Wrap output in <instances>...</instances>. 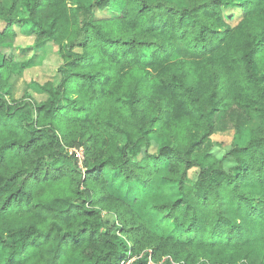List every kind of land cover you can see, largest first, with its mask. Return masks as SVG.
<instances>
[{
	"label": "trees",
	"instance_id": "1",
	"mask_svg": "<svg viewBox=\"0 0 264 264\" xmlns=\"http://www.w3.org/2000/svg\"><path fill=\"white\" fill-rule=\"evenodd\" d=\"M0 21V49L19 34L20 56L60 59L16 100L3 73L35 60L0 51V264H264V0H12ZM227 129L226 170L209 136Z\"/></svg>",
	"mask_w": 264,
	"mask_h": 264
},
{
	"label": "rangeland",
	"instance_id": "2",
	"mask_svg": "<svg viewBox=\"0 0 264 264\" xmlns=\"http://www.w3.org/2000/svg\"><path fill=\"white\" fill-rule=\"evenodd\" d=\"M12 0H0V5H9ZM73 1H89V0H73ZM178 3H184L185 0H173ZM235 15H238L237 9H232L231 11ZM3 27L2 21H0V29ZM33 42V39L31 37H25L23 35H17L13 41L12 46L0 49L1 52H4L5 54H8L13 52V54L16 55L15 62H18L20 60H24L25 58L32 56V58L35 60V64L33 67L23 70L20 63H11L6 71L5 74L3 73L2 77H5V88H3V91L8 92L6 98L11 97L12 99L20 100L22 97L26 94H33L34 97L40 99V96L35 94L31 89L28 87V83L31 80H37L39 82H43L46 80H52L55 78L56 75V69L60 64V59L55 52L56 48H46L44 51H32L29 50L25 56H20L19 52H21V49L30 46ZM187 53L186 49L179 45L175 54V57H181L184 56V54ZM34 54V55H33ZM259 119L257 117H253L248 121V123L243 126L240 131L235 135L234 140L237 144H243L245 143L252 134L255 133V131L258 128ZM233 138V130L227 129L225 131H218L214 132L209 136V151L210 153L214 154L218 158H221L223 161V167L227 170L230 166L233 165V161L231 158H228L225 156V152L229 149L231 141ZM160 141L157 138L152 137L151 141V152H154L159 145ZM75 152V149H69L70 152ZM79 150L80 149H76ZM71 153V152H70ZM80 159V158H78ZM106 175L108 178L111 179V170L107 167L105 169ZM198 172L197 168H192L189 170V176L191 178H195L196 174ZM119 180L114 181L110 188L112 190H115L116 193L120 194L119 190L123 191L126 190L127 186L123 183L119 186ZM116 186H119L120 189L116 190ZM132 186L138 187V184L133 183ZM174 187L163 182L160 178V175L155 177V179L152 182V188L150 191L151 200L162 202L165 200H169L173 198ZM138 211L142 214V216L148 221L150 227L152 230H154L157 233H161L162 229L156 224L158 222V218L155 214L149 211L148 206L146 205V199H141L138 203L137 207ZM105 218H109L112 220L110 215H105ZM122 263V262H121ZM67 264V263H66ZM148 264H151L149 261ZM161 264V262L159 263Z\"/></svg>",
	"mask_w": 264,
	"mask_h": 264
},
{
	"label": "built area",
	"instance_id": "3",
	"mask_svg": "<svg viewBox=\"0 0 264 264\" xmlns=\"http://www.w3.org/2000/svg\"><path fill=\"white\" fill-rule=\"evenodd\" d=\"M74 151H75L77 157L80 158V159H79V162H81V161L83 160V153H82V150L80 149V152H79V150H76V149H75ZM70 152L72 153V150H70ZM132 260H133V258H132V259H128L127 261H122L121 264H130Z\"/></svg>",
	"mask_w": 264,
	"mask_h": 264
}]
</instances>
